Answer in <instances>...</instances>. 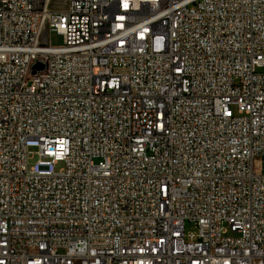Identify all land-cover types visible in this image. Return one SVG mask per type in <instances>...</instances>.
I'll list each match as a JSON object with an SVG mask.
<instances>
[{"label": "built area", "instance_id": "built-area-1", "mask_svg": "<svg viewBox=\"0 0 264 264\" xmlns=\"http://www.w3.org/2000/svg\"><path fill=\"white\" fill-rule=\"evenodd\" d=\"M63 1L0 0V264H264V0Z\"/></svg>", "mask_w": 264, "mask_h": 264}, {"label": "rangeland", "instance_id": "rangeland-1", "mask_svg": "<svg viewBox=\"0 0 264 264\" xmlns=\"http://www.w3.org/2000/svg\"><path fill=\"white\" fill-rule=\"evenodd\" d=\"M62 40L63 38L60 33L51 32L49 35V43L53 46L62 44ZM35 151H36L35 147H29L28 152L30 153L29 154L30 158L28 160V166H32L38 158L37 155L34 154ZM62 166H63L62 162L57 163L54 167L55 171L59 170ZM184 231L185 233L195 232L196 228L192 223L186 222L184 225Z\"/></svg>", "mask_w": 264, "mask_h": 264}, {"label": "bare ground", "instance_id": "bare-ground-1", "mask_svg": "<svg viewBox=\"0 0 264 264\" xmlns=\"http://www.w3.org/2000/svg\"><path fill=\"white\" fill-rule=\"evenodd\" d=\"M63 8L71 9V0H64ZM24 97H31V88H24Z\"/></svg>", "mask_w": 264, "mask_h": 264}]
</instances>
